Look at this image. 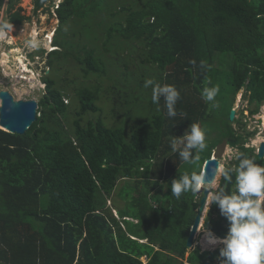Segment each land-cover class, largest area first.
Returning <instances> with one entry per match:
<instances>
[{"label":"trees","instance_id":"obj_1","mask_svg":"<svg viewBox=\"0 0 264 264\" xmlns=\"http://www.w3.org/2000/svg\"><path fill=\"white\" fill-rule=\"evenodd\" d=\"M18 1L9 23L27 19L12 13ZM55 12L37 121L23 135L0 129V264H223L220 249L187 247L203 195L171 186L202 175L225 139L239 150L226 169L264 166L229 121L243 88L251 115L264 104V0H64ZM157 85L178 91L175 115L165 95L153 103ZM193 124L220 136L188 149ZM221 189L238 194L234 172ZM204 227L229 231L214 202Z\"/></svg>","mask_w":264,"mask_h":264},{"label":"rangeland","instance_id":"obj_2","mask_svg":"<svg viewBox=\"0 0 264 264\" xmlns=\"http://www.w3.org/2000/svg\"><path fill=\"white\" fill-rule=\"evenodd\" d=\"M63 1L64 0H45L43 7L35 10V0H19L12 13L21 7V13L27 19L21 24H12L9 23L10 13L7 11L8 0H5L4 6L0 10V30H3V25L5 23L12 25V29L10 31L3 30L4 34L0 35V91H9L15 99H35L38 102L45 95L46 85L42 81V77L45 71L48 72L49 69L47 54L53 50V36L59 25V20L57 19L55 11ZM151 22H153V19ZM34 33H36V35H34ZM51 34L52 38L50 39L49 35ZM33 38L38 43L37 47H31L29 45V41ZM6 54L10 56L9 62L2 63ZM144 57L145 56H141L138 58V62H141ZM117 62L118 60H114L112 64L116 66ZM69 63L74 64L75 62H70L69 59ZM131 65L135 69V64L131 63ZM141 66L148 65L143 63ZM144 68L146 67H142V69ZM248 96L249 93L246 88L241 89L236 95L234 109L236 110L237 117L236 122L234 121L233 123V127L237 133L246 137L245 147L254 148L258 154L259 146L264 142V104L261 106L259 113L251 115L250 108H254V106L249 105ZM73 105L77 106L78 102L74 100ZM203 133L206 134L204 136L210 139L211 142L214 141V138L220 136L217 131L216 133L203 131ZM247 135H249V137H247ZM238 154L239 150L237 148L229 146L225 156L221 160V168L226 169L238 158ZM222 176L219 170L215 183L210 186H205L211 190V193L207 208L203 213L202 227L197 233L193 247V249L200 247L202 252H212L215 249L221 250L224 247L222 243L223 239L214 237L211 232L204 227V220L213 203L210 201V198L216 194ZM130 193L134 195V192ZM109 205L110 203H108V206ZM215 217H217V215H215ZM187 255L188 253L186 256ZM216 259L218 262L219 257ZM143 261L146 262L145 258H143ZM180 261H182V259H180ZM182 262L184 264H189L187 258H184ZM217 262L215 261L214 264Z\"/></svg>","mask_w":264,"mask_h":264},{"label":"clouds","instance_id":"obj_3","mask_svg":"<svg viewBox=\"0 0 264 264\" xmlns=\"http://www.w3.org/2000/svg\"><path fill=\"white\" fill-rule=\"evenodd\" d=\"M11 29L12 25L7 23L3 25V30ZM3 30H0V35L4 34ZM29 45L37 47L38 43L33 38L29 41ZM54 48L53 46V50ZM151 84L152 80H148L147 85ZM218 91L217 86L206 90L205 95L211 100ZM161 95L166 96L168 114L175 115L173 105L178 98V91L171 85L163 87L157 85L152 89L153 103H158ZM185 139L188 141V149L199 147L202 150L205 147L204 133L197 124L192 125L191 133ZM175 146L174 142L173 147ZM189 156V151L181 152L184 160ZM219 170L224 180L229 183H232L233 172L235 173V191L238 193L228 195L221 189L218 194L210 198L230 222L229 231L222 241L224 247L220 251V256L224 258L223 264H264V166L253 159L243 158L240 159L237 167ZM204 185L205 177L193 173L191 177L184 175L179 181H174L171 187L173 195L179 198L181 193L187 192L189 188L195 193Z\"/></svg>","mask_w":264,"mask_h":264},{"label":"water","instance_id":"obj_4","mask_svg":"<svg viewBox=\"0 0 264 264\" xmlns=\"http://www.w3.org/2000/svg\"><path fill=\"white\" fill-rule=\"evenodd\" d=\"M48 73V72H47ZM0 129L11 134H25L38 118V101L35 99H15V97L6 90L0 91ZM236 119V110L233 109L229 115V121L232 123ZM229 147L225 139L215 148L211 158L204 163L202 175L205 177V185L198 191L203 195L200 200V206L195 221L191 227L187 239V247L193 249L194 241L202 225L203 213L207 208L208 199L211 190L205 186L213 185L217 179L221 160ZM259 159L264 158V142L261 143L258 150ZM209 264V263H206Z\"/></svg>","mask_w":264,"mask_h":264},{"label":"crops","instance_id":"obj_5","mask_svg":"<svg viewBox=\"0 0 264 264\" xmlns=\"http://www.w3.org/2000/svg\"><path fill=\"white\" fill-rule=\"evenodd\" d=\"M210 231V230H209ZM211 232V231H210ZM211 234L214 236V237H216V238H218L215 234H213V232H211Z\"/></svg>","mask_w":264,"mask_h":264},{"label":"bare ground","instance_id":"obj_6","mask_svg":"<svg viewBox=\"0 0 264 264\" xmlns=\"http://www.w3.org/2000/svg\"><path fill=\"white\" fill-rule=\"evenodd\" d=\"M262 141V140H261ZM220 168H221V166H220Z\"/></svg>","mask_w":264,"mask_h":264},{"label":"flooded vegetation","instance_id":"obj_7","mask_svg":"<svg viewBox=\"0 0 264 264\" xmlns=\"http://www.w3.org/2000/svg\"><path fill=\"white\" fill-rule=\"evenodd\" d=\"M236 117H237V114H236Z\"/></svg>","mask_w":264,"mask_h":264}]
</instances>
